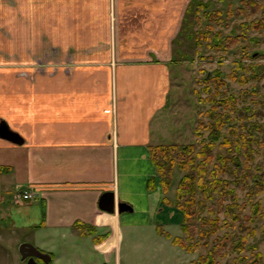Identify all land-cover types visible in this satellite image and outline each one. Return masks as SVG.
I'll return each mask as SVG.
<instances>
[{
  "label": "crops",
  "instance_id": "0c3cea01",
  "mask_svg": "<svg viewBox=\"0 0 264 264\" xmlns=\"http://www.w3.org/2000/svg\"><path fill=\"white\" fill-rule=\"evenodd\" d=\"M192 1L0 0V121L23 140L0 139V195L34 192L24 204L40 211L22 222L52 264H130L125 234L166 231L159 213L174 216L149 147L164 144L154 125L171 100ZM105 192L132 211L100 210ZM167 241L174 264L194 259Z\"/></svg>",
  "mask_w": 264,
  "mask_h": 264
},
{
  "label": "rangeland",
  "instance_id": "374dc122",
  "mask_svg": "<svg viewBox=\"0 0 264 264\" xmlns=\"http://www.w3.org/2000/svg\"><path fill=\"white\" fill-rule=\"evenodd\" d=\"M198 2L206 7L198 13L194 8L184 23L179 54L175 55L171 100L154 130L163 137L164 144H191L198 138L206 142L209 132L201 130L197 137L195 128L199 121L207 124L211 119L200 112H208L214 104L231 96L237 99L229 109L224 103L217 105L225 114L221 129L224 137L216 143L214 161L208 167L211 171L214 166H221L217 179L226 194L218 206V195L204 200L202 193H197V200H202L205 208L197 215L218 217V229L197 240L200 247L191 253L194 259L189 264H264V0ZM250 2L251 10L246 9ZM227 38L234 40L233 45H226ZM216 79L224 85H218ZM220 144L222 148L218 147ZM5 161L0 158V162ZM182 177L183 172L174 167L166 195L172 197L168 204L174 208V216L162 210L159 215L163 220L160 216L157 219L158 225L178 237L183 236L181 214L175 211L174 202ZM20 189H26V185L14 188L10 198L0 195V264H27L20 260L19 245L36 247L37 239H41L40 233L31 232L22 222L26 215L40 211L39 204L13 203V195ZM212 205L215 209L222 205V210L210 215L207 208ZM138 207L135 218L139 221ZM196 223L199 225V220ZM210 228L207 226L206 230ZM159 232L153 234L144 229L140 236L131 231L125 234L122 244L134 248L128 254L130 264H174L168 239ZM226 237L229 241L221 249L225 255L219 258L214 248ZM202 258L214 263H200Z\"/></svg>",
  "mask_w": 264,
  "mask_h": 264
},
{
  "label": "trees",
  "instance_id": "16d2710c",
  "mask_svg": "<svg viewBox=\"0 0 264 264\" xmlns=\"http://www.w3.org/2000/svg\"><path fill=\"white\" fill-rule=\"evenodd\" d=\"M205 4L199 3L198 0H193L188 6L187 16L194 12L198 13L205 9ZM253 3L250 2L246 9H252ZM238 13V12H237ZM241 13V12H239ZM216 15H220L218 12ZM228 15V14H227ZM226 45H233L234 40L232 38L226 39ZM218 81V79H216ZM223 82L218 81V85ZM219 95V94H217ZM222 101V100H221ZM221 104H214L208 112L201 113V115L209 117L211 120L205 124L203 121H199L195 128L196 136L198 137L199 131H208V141H201L198 138L197 142L191 144H159L152 145L149 147L150 159L156 170V176L159 178V183L166 193L171 186V175L174 167H179L183 172V177L179 181L176 187V200L174 202L176 210L181 214V237H171L170 234L164 232L160 226L157 227V231L160 234H164L167 239L171 240L174 246L181 248L186 253H194L200 247L198 239H204L209 235L216 232L219 225L218 217H207L197 215L201 213L204 208L203 201L197 200V193L201 192L204 200L213 198L214 195H218L219 201L218 206L221 204L222 198L226 194L222 187V182L217 179V176L222 173L221 166H214L213 170L209 171L208 167L213 164L214 155L212 151L217 146L216 143L223 138L221 129L225 125V114L218 110L217 105L225 104L226 108L229 109L233 104L236 103L237 99L233 96L223 100ZM196 147L199 150L196 151ZM218 147L222 148V144ZM222 162V158H219ZM210 180V181H209ZM155 177L150 178L147 181L148 190L154 189ZM221 187V188H220ZM166 203H169L166 200ZM222 207V205H221ZM216 208L212 205L207 208V213L213 215L215 212L219 213L222 209ZM197 217L195 218V216ZM199 220V225L196 221ZM207 226L211 228L206 230ZM76 227L82 234L90 235L95 232L94 228L84 226L83 224L76 223ZM101 238H96V241H100ZM195 239V240H194ZM229 241L226 237L221 243L215 246L214 253L219 258L225 254L221 253V249H224V243ZM200 263H214L213 260L208 258H202L199 260ZM216 263V262H215ZM49 264H52L50 260Z\"/></svg>",
  "mask_w": 264,
  "mask_h": 264
},
{
  "label": "water",
  "instance_id": "95a60500",
  "mask_svg": "<svg viewBox=\"0 0 264 264\" xmlns=\"http://www.w3.org/2000/svg\"><path fill=\"white\" fill-rule=\"evenodd\" d=\"M0 139L8 141L15 145H22L23 140L19 134L11 131L4 121H0ZM98 208L109 214H121L131 212L132 208L122 202H119L113 192L103 193L98 200ZM18 253L22 262L27 264H40L36 259H40L43 264H49L50 256L41 252L39 249L28 243H21L18 247Z\"/></svg>",
  "mask_w": 264,
  "mask_h": 264
},
{
  "label": "built area",
  "instance_id": "2783aa9c",
  "mask_svg": "<svg viewBox=\"0 0 264 264\" xmlns=\"http://www.w3.org/2000/svg\"><path fill=\"white\" fill-rule=\"evenodd\" d=\"M35 198V194L31 189L19 190L16 194L13 195L14 201L18 204L22 202L31 201Z\"/></svg>",
  "mask_w": 264,
  "mask_h": 264
},
{
  "label": "flooded vegetation",
  "instance_id": "af4514ba",
  "mask_svg": "<svg viewBox=\"0 0 264 264\" xmlns=\"http://www.w3.org/2000/svg\"><path fill=\"white\" fill-rule=\"evenodd\" d=\"M37 262H39L40 264H43V262L40 259H36Z\"/></svg>",
  "mask_w": 264,
  "mask_h": 264
}]
</instances>
